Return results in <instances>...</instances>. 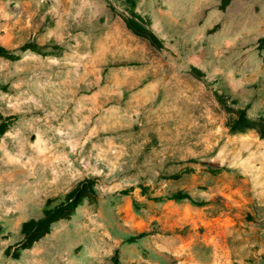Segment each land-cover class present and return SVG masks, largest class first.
I'll return each mask as SVG.
<instances>
[{
    "label": "rangeland",
    "instance_id": "obj_1",
    "mask_svg": "<svg viewBox=\"0 0 264 264\" xmlns=\"http://www.w3.org/2000/svg\"><path fill=\"white\" fill-rule=\"evenodd\" d=\"M131 6L0 0V264H264V138L229 126L264 117V40L207 68L203 38L153 45ZM87 177L96 196L19 252L23 223Z\"/></svg>",
    "mask_w": 264,
    "mask_h": 264
},
{
    "label": "crops",
    "instance_id": "obj_2",
    "mask_svg": "<svg viewBox=\"0 0 264 264\" xmlns=\"http://www.w3.org/2000/svg\"><path fill=\"white\" fill-rule=\"evenodd\" d=\"M138 4L140 12L144 11L154 21L155 34L161 40L177 38L178 46L187 49L195 39L200 42L203 38L206 56L203 61L207 68L213 64L217 68V64L225 62L227 46L235 47L241 56L244 37L255 40L264 37V0H231L226 9L219 7L220 0H138ZM39 246L38 241L33 248L43 254ZM93 258L91 264H109L97 255L93 254ZM36 264L82 263L68 256L58 261L43 259Z\"/></svg>",
    "mask_w": 264,
    "mask_h": 264
},
{
    "label": "trees",
    "instance_id": "obj_3",
    "mask_svg": "<svg viewBox=\"0 0 264 264\" xmlns=\"http://www.w3.org/2000/svg\"><path fill=\"white\" fill-rule=\"evenodd\" d=\"M128 1L132 4L130 12L133 16V18H128L126 20L128 27L132 29L136 35L147 39L153 45L158 43V45L161 46V39H159L153 31L149 30L146 26H143L137 21V19H142V16L138 15L134 10L137 0ZM230 2L231 0H220L219 7L221 9H226ZM262 40H264V37ZM30 46L31 44H26L22 47V49L26 50L30 48ZM10 54H12V51L0 44V56H8ZM232 118L233 119L229 124L232 132L253 129L261 138H264V117H261L260 119H251L247 116L246 109L240 108L236 110V116ZM6 129V123L0 125V134L4 133ZM96 179L97 177L84 178L64 195L48 199L42 210L43 214L41 217L31 218L23 223L21 229L22 240L19 243V252L24 249L32 248L36 242L51 232L52 226L56 222L70 219L86 197H95L97 194L95 189ZM124 193L126 192L124 191ZM168 198L177 200L188 199L195 204L204 203L203 201H197L191 193L183 190H179L171 194ZM147 234V232H142L137 237H132L131 240L138 239L146 236ZM17 256L18 255H16V257ZM113 260L118 262L117 256H113Z\"/></svg>",
    "mask_w": 264,
    "mask_h": 264
}]
</instances>
